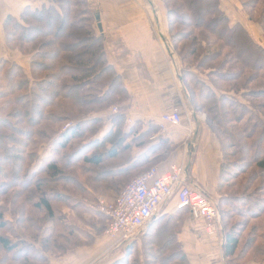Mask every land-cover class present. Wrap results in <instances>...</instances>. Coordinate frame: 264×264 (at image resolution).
<instances>
[{
	"label": "trees",
	"instance_id": "trees-1",
	"mask_svg": "<svg viewBox=\"0 0 264 264\" xmlns=\"http://www.w3.org/2000/svg\"><path fill=\"white\" fill-rule=\"evenodd\" d=\"M237 1L247 19L264 30V0ZM162 2L169 39L181 62V77L189 99L195 111L206 115L220 144L216 207L222 224L225 263H261L264 47L244 25L230 24L220 0ZM257 10L260 15L255 18L252 13ZM95 26V11L87 0H51L40 8L26 6L18 16L8 15L3 21L7 48L28 57L29 68L25 70L16 61L0 57V198L9 188L14 190L0 204V249L14 256H3L0 264H46V252L61 256L67 250L91 246L107 224L104 215L90 211L95 196L114 199L150 163L164 157V139L132 157L134 146L149 142L150 129H125L121 109L109 116L112 127L99 136L104 121L94 114L123 102L128 94L106 60ZM40 39H46L52 47L43 56L54 61L48 77L41 76L47 64L37 59ZM41 82L52 90L40 93ZM252 83L256 85L250 86ZM45 121L53 126L39 128ZM66 122L71 125L60 132L59 126ZM12 127L19 136L26 137L24 143L8 135ZM225 135L233 141L230 146L226 145ZM51 137L52 154L44 160L36 149ZM15 141L23 147L13 146ZM70 169L74 170L67 172ZM59 183L62 185L57 186ZM256 192L262 195L259 199L251 196ZM78 196L90 202L83 204ZM64 207L71 212L63 211ZM83 214L100 220L99 224L94 219L92 223L84 221ZM176 215L160 212L146 227L144 246L146 243L154 248L165 237L162 244L169 240L175 246L178 264H189L177 240L183 219ZM233 217L241 219L233 223ZM78 221L92 227L95 233L85 231L82 235L75 226ZM48 222L52 229L40 238ZM135 241H126V246L135 245ZM142 254L146 261L147 255L153 258L145 248ZM105 264H140V260L122 257Z\"/></svg>",
	"mask_w": 264,
	"mask_h": 264
},
{
	"label": "crops",
	"instance_id": "crops-1",
	"mask_svg": "<svg viewBox=\"0 0 264 264\" xmlns=\"http://www.w3.org/2000/svg\"><path fill=\"white\" fill-rule=\"evenodd\" d=\"M50 2L51 0H0L3 42V21L6 16H18L26 6L40 8ZM87 2L95 11V16H98L95 27L101 36L106 60L119 76L121 85L128 94L123 102L112 104L111 107L123 110L125 129L132 126H137L138 132L150 129L149 142L142 147L134 146L132 157H138L151 146L156 147L164 139V157L152 160L150 167L156 166L163 173L172 164L180 165L184 168L190 185L216 198L222 158L220 144L206 122V115L195 111L189 99L181 77V62L169 39L167 13L162 0ZM220 8L229 18L230 24L241 23L248 29L237 0H220ZM22 57L28 61L27 57L18 52L16 57L6 58L20 64L23 63L20 60ZM109 107L94 114L104 121L99 136L112 127L108 118L114 113ZM170 112L180 113V125L172 126L161 120L164 113ZM176 202L175 197H172L160 212L170 215L179 213L176 216L183 219L177 240L189 264H226L222 249V224L218 232L208 235L203 222L194 219L189 211L177 210ZM159 215L160 213L151 221ZM145 231L146 229L141 235ZM102 239L108 241L104 237ZM81 248L83 247L50 264H87L95 253ZM100 248L101 243L98 245L99 250Z\"/></svg>",
	"mask_w": 264,
	"mask_h": 264
},
{
	"label": "built area",
	"instance_id": "built-area-1",
	"mask_svg": "<svg viewBox=\"0 0 264 264\" xmlns=\"http://www.w3.org/2000/svg\"><path fill=\"white\" fill-rule=\"evenodd\" d=\"M111 111L116 113L118 108L113 106ZM161 120L178 126L181 116L178 112L164 113ZM172 197L177 201L175 208L189 209L194 219L203 222L208 235L220 230L216 201L190 185L184 168L176 164L163 173L156 166L149 167L131 179L114 199L98 197L93 208L107 218L103 235L122 244L141 235L151 218L160 213Z\"/></svg>",
	"mask_w": 264,
	"mask_h": 264
},
{
	"label": "rangeland",
	"instance_id": "rangeland-1",
	"mask_svg": "<svg viewBox=\"0 0 264 264\" xmlns=\"http://www.w3.org/2000/svg\"><path fill=\"white\" fill-rule=\"evenodd\" d=\"M242 13H243V18H245L246 19V22H247V27H248L247 30L249 31V33L251 34V36L253 37V39L255 41H257L258 43H260L264 47V30H263V28L258 23H254L253 21H249L247 19L246 14L243 11H242ZM259 15H260V12L258 10L252 13V16L255 17V18H257ZM47 42L48 41L46 39H40V40H38V42H37V45H38L37 46V51H38V53H40V57H37V59H38V62H43V63L47 64V66H48L47 68L48 69H46L44 71V73H41V76H47L48 77V75H50L52 73V65L54 64V61H52L50 58H47L48 60L46 58H43V56H46L45 55V52L48 53V52H51L52 51V47H49L50 45H48ZM1 55L6 56V57H10V58H14V57L17 56V52H15L14 50H11V49L7 48L5 42H3V37H2V34H1V30H0V56ZM20 60L23 62V63L20 62V64L23 65V68L25 70H28V68H29V62L28 61H25L26 58L22 57V58H20ZM41 83L42 84L40 86V88H41L40 93L42 92V90H43V92L44 91H51L52 90V87H49L48 85H46L43 82H41ZM2 84L3 83L0 82V87L2 86ZM254 85H256V83H252L250 86H254ZM237 97L240 98L239 101L245 102V100L244 99H241L240 96H237ZM10 119L15 120L14 117H11ZM68 123H71V122H66L63 125L61 124L59 126L60 132H62L65 129H67V127H65V126ZM46 125L53 126L52 123H49V122L45 121V122H43V123L40 124L39 128L40 127L42 128V127H44ZM54 126H56V125H54ZM15 130H16V127H12V130L8 133V135L11 138H17L18 137V140H23V143H24L27 140L26 137L25 136H19ZM50 136H52V134ZM225 140H226V145L227 146H230L232 144L231 142H233L231 140V138L228 137L227 135H225ZM7 142L9 143V141H7ZM14 143H15V145H13V146L23 147L22 145H19V142H16L15 141ZM51 143H52V137H51L50 140L41 143V145H39L37 147V149H36L37 150L36 153H39L40 152L39 154H40V156L44 160L47 158V156H51V154H52L51 145H49ZM73 170L74 169H70L67 172H72ZM61 185L62 184L59 183V185H57V186H61ZM256 185L257 184H253V186H256ZM68 186H69V184H68ZM13 191H14L13 188H9L8 191L6 192V194L0 198V204L1 203H4V200L5 199H8L9 195ZM98 196L99 195H96L95 197L98 198ZM251 196L254 197V198L256 197L257 199H259L262 195H261V193L256 192L255 195H251ZM208 197L211 198V199L213 198V200L216 201V198H214V196L213 197L212 196H208ZM77 199L80 202H83V204H85V203L88 204L90 202L89 200H87L86 198L81 197V196H78ZM94 202L89 205L92 210H90V208L88 206H85V208L88 209V210H90L92 213L94 212L93 210H95V209H93V205H92V204H94ZM63 211L68 212V213L71 212L66 207L63 208ZM6 218L8 220H11V217H10L9 214H7ZM93 219H94V222H96L97 224H99L98 222H100V220L96 221L95 220V217L93 218L89 214H87V215H84L83 214V220L84 221L85 220H88L90 223H92ZM240 219H241V217H233L232 218V222L233 223L234 222H237ZM70 220H72V218H70ZM88 221H86V222L89 223ZM72 222L74 223L73 220H72ZM255 222L256 221H254L253 223H255ZM252 224H250V226H248V229H250V227H251ZM75 226H79V228L81 230L78 227L77 228H78V231H80L82 235H83V233L85 231L86 232H90V233H95V231L92 229V227L85 226L80 221H78L77 223H75ZM51 229H52L51 223H49V222L46 223V226H44L42 233L40 232L41 233L40 238L43 237V236H45V235H47ZM144 234L139 235L136 238H134L133 240H136L135 243H134L135 245L129 247V245L126 246V243L125 242L122 243V244H119L118 242H116L114 240H111V239L105 237L103 235V233L101 232L100 234L99 233L97 234V236L95 237V241H94V243L91 246H85V247H83L81 249L87 248L85 250L89 251L90 253L92 252L93 254L95 253L93 255V257L89 260V262L87 264H105L107 262L109 263V262H112V261H114V260H116L118 258H122V257H129V258L132 257V259H138V260H140V264H145V263L146 264H178V260H177L178 255L176 253V248H175V246L169 240L167 242H165L164 244H162V240L165 237L164 238H161V240L156 243L155 247L150 249L149 246L146 245V243H145V246H144V241H146V239H144V237H143ZM103 237L105 239H107L108 241L105 242L104 239H102ZM246 237H247V234L243 236V241L246 239ZM82 240H84V239H82ZM102 242H103V244H102ZM127 242H129V241H127ZM99 243H101L100 250L98 249ZM37 245L39 247V244H37ZM144 248H145V250L147 249V252H150V254L153 255V258L150 255H147L146 256V259L148 261H150L151 259H154V262H151V261L148 262V261L145 260V256L142 254ZM67 249H69V247ZM253 249H254V247H253ZM96 250H97V253H96ZM71 251H73V250H67V252L65 254L61 255V256L58 255L59 253H56V254H52L51 255V253L46 252L45 254H46L47 258H48V262L46 264H50L53 260H61V259H63V257L67 253H69ZM3 256H8V257L12 258L14 256V253L13 252H11V253H5L4 251H2L0 249V258H2ZM251 257H250V259H251ZM247 259H249V256H248ZM247 259H246V261H248ZM6 264H11V262L8 261ZM247 264H264V261H262L261 263H257V262L254 263V261H250Z\"/></svg>",
	"mask_w": 264,
	"mask_h": 264
},
{
	"label": "water",
	"instance_id": "water-1",
	"mask_svg": "<svg viewBox=\"0 0 264 264\" xmlns=\"http://www.w3.org/2000/svg\"><path fill=\"white\" fill-rule=\"evenodd\" d=\"M95 18H96V20H98V16H95ZM99 27H100V26H99ZM153 218H154V217H152L151 220H152ZM151 220H150V221H151Z\"/></svg>",
	"mask_w": 264,
	"mask_h": 264
}]
</instances>
